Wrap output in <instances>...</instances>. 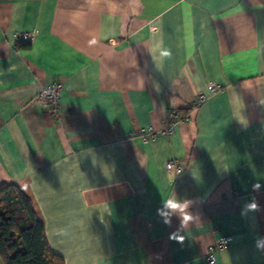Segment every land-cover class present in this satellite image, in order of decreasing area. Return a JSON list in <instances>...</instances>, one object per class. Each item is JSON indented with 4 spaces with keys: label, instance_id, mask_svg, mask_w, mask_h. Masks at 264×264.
Instances as JSON below:
<instances>
[{
    "label": "crops",
    "instance_id": "1",
    "mask_svg": "<svg viewBox=\"0 0 264 264\" xmlns=\"http://www.w3.org/2000/svg\"><path fill=\"white\" fill-rule=\"evenodd\" d=\"M52 81L58 113L32 97ZM170 109L172 133H140ZM10 182L64 264H209L218 237L216 264H264V0H0ZM167 199L188 204L187 227L158 214Z\"/></svg>",
    "mask_w": 264,
    "mask_h": 264
},
{
    "label": "trees",
    "instance_id": "2",
    "mask_svg": "<svg viewBox=\"0 0 264 264\" xmlns=\"http://www.w3.org/2000/svg\"><path fill=\"white\" fill-rule=\"evenodd\" d=\"M44 228L31 197L20 186L10 182L0 187V255L5 264H64Z\"/></svg>",
    "mask_w": 264,
    "mask_h": 264
},
{
    "label": "built area",
    "instance_id": "3",
    "mask_svg": "<svg viewBox=\"0 0 264 264\" xmlns=\"http://www.w3.org/2000/svg\"><path fill=\"white\" fill-rule=\"evenodd\" d=\"M16 38L29 39L30 33L23 31L20 33H16ZM60 81H52L46 83L37 93H35L33 97L34 100L37 101H47L49 103V109L53 113H58V98L59 93L62 88V84ZM221 87L220 83L210 82L206 88V90H201L197 95L195 101H193L194 106H199L200 103L207 100L211 94L215 93ZM167 119L164 121V124L160 127V129L153 128V126H146L144 129L140 130V133L146 137L147 135L157 134V133H172L175 129L174 123V111L173 109L168 110ZM167 169L171 170L175 174H178L186 167V163L179 160L178 158H170L167 159L166 162ZM228 240L226 237H218L213 243L209 244L206 248V255L208 258L209 264H216L215 252L217 249L223 248L227 246Z\"/></svg>",
    "mask_w": 264,
    "mask_h": 264
},
{
    "label": "clouds",
    "instance_id": "4",
    "mask_svg": "<svg viewBox=\"0 0 264 264\" xmlns=\"http://www.w3.org/2000/svg\"><path fill=\"white\" fill-rule=\"evenodd\" d=\"M162 55H170L169 52L165 51L161 53ZM262 186L257 183L253 186V190L254 191H258L260 190ZM164 207L167 209H170V212H161L160 210H158V214L162 215L163 217H165L164 222L166 224L170 225L171 222V216L177 212H179L180 216L179 219L181 221V227H187L189 222L192 220V216L189 215L186 212V209L188 208V204L186 202L182 203L178 200H174V199H167L165 201H163ZM258 208L257 203L253 200L252 202L246 204L245 206V211H249V210H256ZM178 238V237H177ZM257 243V247H264V238H260L256 241Z\"/></svg>",
    "mask_w": 264,
    "mask_h": 264
}]
</instances>
